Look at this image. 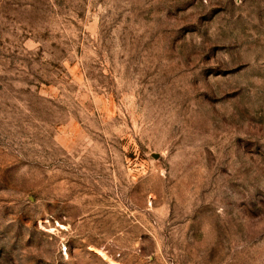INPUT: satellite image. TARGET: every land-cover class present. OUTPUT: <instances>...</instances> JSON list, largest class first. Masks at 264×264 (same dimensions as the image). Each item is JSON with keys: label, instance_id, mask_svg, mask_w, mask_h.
Segmentation results:
<instances>
[{"label": "rangeland", "instance_id": "rangeland-1", "mask_svg": "<svg viewBox=\"0 0 264 264\" xmlns=\"http://www.w3.org/2000/svg\"><path fill=\"white\" fill-rule=\"evenodd\" d=\"M0 264H264V0H0Z\"/></svg>", "mask_w": 264, "mask_h": 264}, {"label": "water", "instance_id": "water-1", "mask_svg": "<svg viewBox=\"0 0 264 264\" xmlns=\"http://www.w3.org/2000/svg\"><path fill=\"white\" fill-rule=\"evenodd\" d=\"M154 156H157V154H154Z\"/></svg>", "mask_w": 264, "mask_h": 264}]
</instances>
